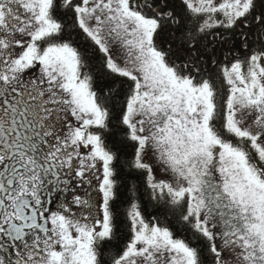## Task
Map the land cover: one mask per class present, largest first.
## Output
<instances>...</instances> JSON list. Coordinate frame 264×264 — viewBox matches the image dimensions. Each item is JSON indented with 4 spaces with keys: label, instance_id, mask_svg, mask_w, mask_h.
I'll list each match as a JSON object with an SVG mask.
<instances>
[{
    "label": "snow or ice",
    "instance_id": "snow-or-ice-1",
    "mask_svg": "<svg viewBox=\"0 0 264 264\" xmlns=\"http://www.w3.org/2000/svg\"><path fill=\"white\" fill-rule=\"evenodd\" d=\"M0 264H264V0H0Z\"/></svg>",
    "mask_w": 264,
    "mask_h": 264
}]
</instances>
